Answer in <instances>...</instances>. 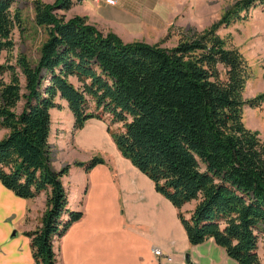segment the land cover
<instances>
[{"label":"trees","instance_id":"1","mask_svg":"<svg viewBox=\"0 0 264 264\" xmlns=\"http://www.w3.org/2000/svg\"><path fill=\"white\" fill-rule=\"evenodd\" d=\"M15 0H0V51L14 45ZM81 0H33L34 21L47 36L33 61L18 52L0 62V181L16 195L45 194L40 224L25 230L35 264H59L54 240L83 214L68 205L62 182L71 166L52 165L51 112L62 100L73 127L106 120L120 153L178 209L190 243L213 237L239 264H262L264 140L243 120L248 59L219 33L264 0H236L209 26L180 34L171 46L123 40L84 14L62 11ZM7 77V78H6ZM20 104V105H19ZM110 123H120L117 130ZM94 155L74 164L89 170ZM194 201L186 216L181 207ZM191 262H189L190 264Z\"/></svg>","mask_w":264,"mask_h":264},{"label":"crops","instance_id":"2","mask_svg":"<svg viewBox=\"0 0 264 264\" xmlns=\"http://www.w3.org/2000/svg\"><path fill=\"white\" fill-rule=\"evenodd\" d=\"M178 2L119 0L109 4L87 0L92 9H85L84 4L75 13L86 15L89 22L104 31L116 32L122 39L146 35V41L151 42V35L167 31L177 13ZM119 157L113 166L105 161L89 170L78 166V171L90 177V185L84 189L85 196H81L85 202L81 207L75 206L83 214L54 240L59 264H239L213 237L190 243L184 228V232L180 230L178 209L128 158ZM120 169L121 177L133 180L142 188L139 192L148 196V204L140 209L144 214L140 215L123 198L126 190L115 183L112 174V170L117 173ZM45 199L44 193L32 198L18 196L0 181V264H35L30 238L24 231L36 223ZM155 246L162 249L163 255L154 253ZM164 253L171 255V259H166Z\"/></svg>","mask_w":264,"mask_h":264},{"label":"rangeland","instance_id":"3","mask_svg":"<svg viewBox=\"0 0 264 264\" xmlns=\"http://www.w3.org/2000/svg\"><path fill=\"white\" fill-rule=\"evenodd\" d=\"M53 1V0H44ZM236 0H179L178 10L168 26L170 35L161 41L163 46H171L178 40L180 34L192 33L201 30L216 21L223 12L229 8ZM87 2V0H86ZM85 9H92L88 3ZM117 0L116 3H118ZM115 3V4H116ZM83 3L73 4V9L62 11L66 17L76 14V8L84 7ZM72 5V6H73ZM11 11H18L20 15L19 22L12 31V39L14 41L13 48L9 51H0V62L9 59L10 62L15 61V55L18 52H25L31 60H35L39 54V47L47 36L46 29L43 25H38L34 17L33 0H15L11 5ZM92 12V11H90ZM89 15H93L89 13ZM89 21V20H88ZM145 33L143 29L139 28ZM104 31V30H103ZM159 35H151V42L159 41L167 33ZM219 33L225 38L227 43L235 44L243 52L251 65V75L246 81L244 88V97L253 96L264 90V9L261 4L251 6L247 11L246 17H242L236 21H232L227 26H220ZM144 35V34H143ZM138 36L132 38L145 40ZM127 41V38H123ZM131 40V39H129ZM148 42V41H147ZM7 78V77H6ZM20 105V104H19ZM51 112V132L49 141L52 147V165L59 168L66 163L71 166L65 176H62V182L65 185L68 194V205L71 208L80 206L85 199V187L90 185V177L84 172L78 171V166L74 164L75 160H86L97 155L103 158L108 165L113 166L116 159L122 154L118 150L110 132L106 129V120L91 117L86 120L83 127L75 129L73 127V116L67 108L65 101L62 100L61 107H53ZM243 120L245 124L258 131L259 136L264 140V102L260 106L252 107L246 105L243 107ZM111 130L120 128V123H110ZM5 130L0 127V137L5 134ZM123 156V155H122ZM101 163V162H99ZM82 169V168H81ZM115 183L124 188L126 193L123 198L131 203L138 213L144 214L140 209H144L148 204V196L133 180H125V178L117 170L113 173ZM135 185V186H133ZM124 190V191H125ZM82 196V197H81ZM147 202V203H146ZM43 204L42 210L36 216V223L30 229L40 224V216L45 208ZM194 201H190L181 207L184 215H189V210L193 207ZM172 206V204H171ZM41 209V205H39ZM77 207V208H80ZM174 207V206H173ZM81 209V208H80ZM176 210V209H175ZM172 211V209H171ZM173 212V211H172ZM180 230L184 232L181 222H179ZM259 258L264 264V235H261L258 242Z\"/></svg>","mask_w":264,"mask_h":264},{"label":"built area","instance_id":"4","mask_svg":"<svg viewBox=\"0 0 264 264\" xmlns=\"http://www.w3.org/2000/svg\"><path fill=\"white\" fill-rule=\"evenodd\" d=\"M103 1H105L106 3H109V4H115L117 2V0H103ZM153 251L157 255H163L162 249L160 247H158V246H155L153 248ZM165 258L169 260V259H171V255L165 254Z\"/></svg>","mask_w":264,"mask_h":264}]
</instances>
